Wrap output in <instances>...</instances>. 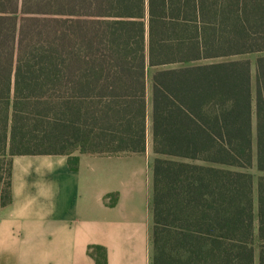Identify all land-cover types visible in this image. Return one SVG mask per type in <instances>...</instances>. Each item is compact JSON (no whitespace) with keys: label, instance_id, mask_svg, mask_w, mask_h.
<instances>
[{"label":"trees","instance_id":"16d2710c","mask_svg":"<svg viewBox=\"0 0 264 264\" xmlns=\"http://www.w3.org/2000/svg\"><path fill=\"white\" fill-rule=\"evenodd\" d=\"M149 131L153 264H264V0H0V209L14 157Z\"/></svg>","mask_w":264,"mask_h":264},{"label":"crops","instance_id":"0c3cea01","mask_svg":"<svg viewBox=\"0 0 264 264\" xmlns=\"http://www.w3.org/2000/svg\"><path fill=\"white\" fill-rule=\"evenodd\" d=\"M150 132V131H149ZM143 154L12 159L0 264H153V162Z\"/></svg>","mask_w":264,"mask_h":264},{"label":"rangeland","instance_id":"374dc122","mask_svg":"<svg viewBox=\"0 0 264 264\" xmlns=\"http://www.w3.org/2000/svg\"><path fill=\"white\" fill-rule=\"evenodd\" d=\"M257 58V56H247L246 59H250L252 61V64H253V68H252V71H253V78H254V82H255V67H254V62H255V59ZM154 70H150L149 72V81H148V94H149V97H150V94H151V82H150V79H151V75L153 74ZM255 131V130H254ZM255 134V133H254ZM148 147L151 148V133L148 132ZM249 173H251L253 176H254V182H255V192H254V199H255V207L257 206L256 205V197H257V194H256V183L258 181V178L260 176V174L258 173L257 169H256V162L254 161V164L252 166L251 169L248 170Z\"/></svg>","mask_w":264,"mask_h":264}]
</instances>
